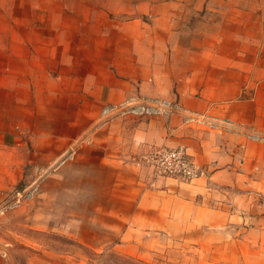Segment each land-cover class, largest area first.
I'll list each match as a JSON object with an SVG mask.
<instances>
[{
	"label": "crops",
	"instance_id": "0c3cea01",
	"mask_svg": "<svg viewBox=\"0 0 264 264\" xmlns=\"http://www.w3.org/2000/svg\"><path fill=\"white\" fill-rule=\"evenodd\" d=\"M146 145L206 173L153 181ZM32 186L89 250L264 264V0H0V206Z\"/></svg>",
	"mask_w": 264,
	"mask_h": 264
},
{
	"label": "rangeland",
	"instance_id": "374dc122",
	"mask_svg": "<svg viewBox=\"0 0 264 264\" xmlns=\"http://www.w3.org/2000/svg\"><path fill=\"white\" fill-rule=\"evenodd\" d=\"M37 189V186L26 187L18 202L15 196L0 206V264H199L194 260L193 246L188 244L149 252L140 258L80 246L60 232L59 225L51 229L41 225L40 219L35 225L33 199Z\"/></svg>",
	"mask_w": 264,
	"mask_h": 264
},
{
	"label": "built area",
	"instance_id": "2783aa9c",
	"mask_svg": "<svg viewBox=\"0 0 264 264\" xmlns=\"http://www.w3.org/2000/svg\"><path fill=\"white\" fill-rule=\"evenodd\" d=\"M174 109H177V106L167 101L156 100L150 104L139 105L127 100L120 106L106 109L104 114L116 111L117 114L121 116H165ZM138 161L148 170L149 177L153 181L176 178L183 180L184 182H192L204 176L206 173L205 170L190 156L185 147L174 148L168 146L146 145L140 153ZM23 194L24 193H21V191L18 192L15 201L18 202L23 198Z\"/></svg>",
	"mask_w": 264,
	"mask_h": 264
}]
</instances>
